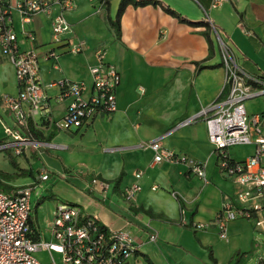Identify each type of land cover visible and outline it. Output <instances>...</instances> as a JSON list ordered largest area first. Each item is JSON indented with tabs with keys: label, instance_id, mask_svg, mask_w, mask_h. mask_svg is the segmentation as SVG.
Segmentation results:
<instances>
[{
	"label": "crops",
	"instance_id": "obj_1",
	"mask_svg": "<svg viewBox=\"0 0 264 264\" xmlns=\"http://www.w3.org/2000/svg\"><path fill=\"white\" fill-rule=\"evenodd\" d=\"M74 1V9L65 13L72 28L68 37L73 42L83 39L86 48L73 55L65 41L54 45L58 65L41 57L51 45L50 21L37 14L27 24L36 35L42 82L66 78L90 85L94 51L103 48L105 61L120 74L115 88L117 109L96 115L74 130H44L47 122L38 114L30 121L41 136L36 139L27 133L33 143L21 145L18 155L36 156L41 162L39 174L55 173L66 180L65 187H77V198L72 199L74 191L67 187L70 200H66L77 203L83 215L109 230L129 233L136 250L127 264H235L236 260L259 264L264 260V243L256 232L264 231L253 220L229 221L226 236L219 235L216 212L235 201L239 187L218 169L204 118L179 127L177 123L195 117L227 93L219 42L205 14L230 46L237 65L249 75L264 78V0H226L219 7L211 6L213 0L130 3L120 14L119 33L110 19L115 18L120 0H109L103 8L99 0ZM111 6L115 11L109 13ZM45 23L48 34L43 31ZM51 89L46 90L51 116L60 119L68 100L57 102L54 97L60 91ZM0 90L4 91L0 93V121L5 128L13 125V116L3 107L2 97L18 94L13 65L6 58L0 64ZM245 109L250 117H259L264 136V94L246 100ZM256 137L252 144L231 147V159L239 162L251 156ZM155 139L167 149L202 162L207 181L184 164H153L154 153L146 144ZM11 142V137L2 139L0 147L7 145L15 151ZM137 171L143 173L141 190L133 201H126L123 192ZM97 177L107 182L106 190L92 183ZM27 184L9 185L10 193ZM155 185L158 188L153 191ZM34 217L37 227L44 222L49 236L38 227V239L51 240L52 214L43 220L38 214ZM199 223L203 226L195 227ZM151 235L154 240L149 239Z\"/></svg>",
	"mask_w": 264,
	"mask_h": 264
},
{
	"label": "built area",
	"instance_id": "obj_2",
	"mask_svg": "<svg viewBox=\"0 0 264 264\" xmlns=\"http://www.w3.org/2000/svg\"><path fill=\"white\" fill-rule=\"evenodd\" d=\"M101 1L102 6L104 0ZM224 1L213 0L211 6L219 7ZM74 7V0H0V55L13 65L18 85L17 95L2 97L4 107L13 116V125L5 127L4 131L12 138L11 146L16 154L21 153V145L33 143L26 134L30 130L29 120L38 114L47 122L44 130H74L93 120L96 115H108L117 109L115 88L120 81V74L114 64L105 61L106 51L103 48L94 51L95 62L89 66L90 85L84 80L66 78L52 80L46 85L42 82L39 51L35 46L36 35L26 26L37 14L44 15L50 21L51 45L41 56L43 59L50 58L56 63L59 54L54 45L64 41L68 51L78 55L86 48V43L83 39L70 41L68 36L72 28L65 17V13ZM205 15L219 42L221 65L225 70L223 84L227 93L201 109L195 117L182 119L177 127L202 116L207 128V139L214 146L219 159L218 169L239 187L235 201H228L216 212L215 223L220 237L226 236L229 221L240 218L253 220L254 226L264 231V136L260 134L259 117H250L245 109L246 100L264 94V78L249 75L237 65L230 46L218 35L208 15ZM16 20L20 23L19 30ZM57 65L55 68H58ZM51 88L60 91L54 97L57 102L68 100L60 119L51 116L46 92ZM23 106L28 108L25 110ZM254 134L257 137L251 156L239 162L232 160L229 149L252 144ZM146 146L154 153L153 164H184L190 172L207 181L202 162L165 148L157 139ZM134 174V181L123 192L126 201H133L141 190L143 173L137 171ZM38 178L39 182L49 179L45 171H41ZM92 183L103 190L108 188L107 182L98 177L92 179ZM35 185L22 186L12 194L0 190V264H42L34 253L43 250H47L50 255L49 264L128 263L136 250L129 233L102 228L95 218L83 215L80 208L71 203H59L52 212L49 226L51 240L34 239L28 218L32 212L30 199ZM157 188L156 185L152 186L153 191ZM202 226L199 223L195 227ZM149 239L154 240L155 236L151 235ZM53 253L58 255V260Z\"/></svg>",
	"mask_w": 264,
	"mask_h": 264
},
{
	"label": "rangeland",
	"instance_id": "obj_3",
	"mask_svg": "<svg viewBox=\"0 0 264 264\" xmlns=\"http://www.w3.org/2000/svg\"><path fill=\"white\" fill-rule=\"evenodd\" d=\"M99 2L101 3L102 1L99 0ZM102 4L103 5L101 6V8L107 5L106 0H104ZM112 7L114 6H111L110 8L111 10H109V13H112V11H115V10H112L114 9ZM114 15H115V12L113 13V16ZM16 27L18 30L20 29V23L17 22V20H16ZM43 27L42 28H43L44 34L46 33L48 34L49 28L47 27V25L46 27L48 30L46 29L45 26ZM3 59H5V57L0 55V64L3 62ZM2 69L4 70L3 67ZM3 70L1 72H3ZM0 91H1L0 93L3 95L4 91L2 90ZM51 91L53 90L51 89ZM8 138L9 136L5 134L3 123L0 121V141L2 139H8ZM8 155H11V157H9ZM26 156L27 157H25L23 154L21 155L16 154L15 151L11 150V148L4 149L3 147H0V171L4 173H7V172L9 173L8 174L9 176L7 179L0 178V190L3 191L4 193L11 194L10 193L11 188L9 187V185L11 184H14V183L22 184L24 182H29V184L27 185H31L33 183H36L37 185H35V187L31 191L32 195L30 199V207H32V216H33L31 219L32 221H34L35 229H38V227H40L39 230H41V232L43 231L44 235H46V238H48L49 236L45 232L46 227L44 225V222L43 221L40 222L39 223L40 226L37 227L34 216L38 214L39 219H42V220L43 218L50 217L52 212L56 208V205L62 202H67L69 204L71 203V204L77 205V203L69 202L68 200L72 198H77L79 191L77 187L74 188V186H70V187L67 186L68 189L71 188L75 194L73 195V197H70V199H68L70 191H68L67 187H65L66 186L65 183H63V182H66V180L63 179L62 181V179L59 178L58 175L55 173L51 174L48 180H40L39 182L38 175H39V171L41 168L40 159L35 158L36 156H30L28 154ZM9 158H12L14 163L12 162L10 163ZM12 172H15V173H12ZM66 192H68L67 196L63 194ZM77 206L80 208L79 205ZM35 208H37L36 209L37 213L34 212ZM256 233L259 234L258 237L262 240V243H264V232H261L258 230ZM260 249L261 250L259 251L262 253V248ZM34 255L39 260L40 263L49 264L50 255L47 250L35 252ZM53 256L55 257L56 260H58V255L56 253H53ZM252 263L253 261H250L248 264H252Z\"/></svg>",
	"mask_w": 264,
	"mask_h": 264
},
{
	"label": "trees",
	"instance_id": "obj_4",
	"mask_svg": "<svg viewBox=\"0 0 264 264\" xmlns=\"http://www.w3.org/2000/svg\"><path fill=\"white\" fill-rule=\"evenodd\" d=\"M108 1L109 0H106V4H108ZM148 1V0H147ZM147 1L145 0H120L119 1V7H118V10L115 14V18L114 19H110V24L112 27L115 28V31L117 33H119V26H120V14L122 13L123 9L125 8V6H127L128 4L130 3H134L135 5H144L145 3H147ZM170 13H172L173 15H177L178 17H180L177 13L175 14L172 10H168ZM30 121V120H29ZM32 127V123L31 121L29 122V135L31 136H34L36 139H39V137L41 136L40 133L38 132H35L34 129L31 128ZM5 149V148H4ZM9 157H11V155H8ZM9 161L10 163H14L13 159L12 158H9ZM8 174L7 173H4L2 171H0V178L2 179H7L8 178ZM37 208L34 209V212H36ZM32 212L28 218V221H29V225H30V228H31V235L34 239H37L38 238V235L36 234V230H35V226H34V221H32ZM98 223V222H97ZM99 224V223H98ZM101 225V224H100ZM102 228H104V226L101 225ZM235 264H241V262L239 260H236ZM259 264H264V260H259Z\"/></svg>",
	"mask_w": 264,
	"mask_h": 264
}]
</instances>
